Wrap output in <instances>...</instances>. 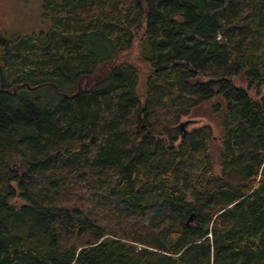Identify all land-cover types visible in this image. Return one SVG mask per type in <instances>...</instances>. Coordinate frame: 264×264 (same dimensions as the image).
<instances>
[{
    "label": "trees",
    "instance_id": "trees-1",
    "mask_svg": "<svg viewBox=\"0 0 264 264\" xmlns=\"http://www.w3.org/2000/svg\"><path fill=\"white\" fill-rule=\"evenodd\" d=\"M40 6L0 37V264H264V0Z\"/></svg>",
    "mask_w": 264,
    "mask_h": 264
},
{
    "label": "rangeland",
    "instance_id": "rangeland-1",
    "mask_svg": "<svg viewBox=\"0 0 264 264\" xmlns=\"http://www.w3.org/2000/svg\"><path fill=\"white\" fill-rule=\"evenodd\" d=\"M42 11L40 0H0V37L9 39L14 36L30 34L35 38L36 33L47 28L48 20ZM31 48V47H30ZM27 50L24 54L28 58L35 57V48ZM37 55V54H36ZM12 61L22 65L19 58H11ZM220 97H214L205 101L190 113L182 116L179 122H185V129L189 130L202 124L216 127V111Z\"/></svg>",
    "mask_w": 264,
    "mask_h": 264
},
{
    "label": "water",
    "instance_id": "water-1",
    "mask_svg": "<svg viewBox=\"0 0 264 264\" xmlns=\"http://www.w3.org/2000/svg\"><path fill=\"white\" fill-rule=\"evenodd\" d=\"M184 125H185V122H183V121L181 122L180 121V122H178L177 127L180 128L181 130H185V126Z\"/></svg>",
    "mask_w": 264,
    "mask_h": 264
}]
</instances>
